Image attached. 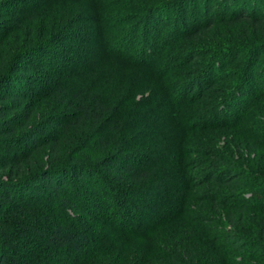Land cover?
Returning <instances> with one entry per match:
<instances>
[{
  "label": "trees",
  "instance_id": "1",
  "mask_svg": "<svg viewBox=\"0 0 264 264\" xmlns=\"http://www.w3.org/2000/svg\"><path fill=\"white\" fill-rule=\"evenodd\" d=\"M23 1L27 0H0V9L6 12L10 9L15 18L20 19L12 27H8L6 21L0 23V48L4 47V53L0 54V264H42L33 252L20 249V242L13 239V233L10 231L14 227L10 228L9 221L6 222L5 218L14 217L27 208L31 209V205L35 203H43L42 199L52 203L54 200L52 194L63 199L61 193L70 191L76 179L81 180L83 186L92 184L95 187V184H101L103 190L106 188L111 191L110 196L113 201L99 199L101 204H106L110 209L104 219L109 220L121 235L147 237L148 245L143 249L145 256L143 264L156 262L152 258L156 253L159 236L163 237L166 233L174 235L177 230L175 224L183 223L182 218H186L189 225L196 222L203 224L202 227H195V230L183 226L182 230L177 231V233L183 232L179 239L180 243L184 241V254L192 253L189 240L193 239V235H199L200 231L202 234L200 233V237L197 236L198 240L207 238L210 245L198 247L196 241L195 248L197 246L198 252L195 250V258L193 255L188 256L191 264H202V258L206 263L244 264L236 259V252L247 236L234 227L239 225L235 217L242 209L257 207V191H241V188H238L243 186V183L239 179V172L235 169L237 159H231L232 157L224 153V150L210 145L209 142H203L204 146L202 142L197 141L198 147L194 146V137H191V133L200 129L211 133L216 127L227 131L226 127L229 126L248 133L249 121L246 118V110L252 105V97H264V68L257 67L255 61L250 60L249 63L243 64L239 61V66L234 69L231 64L237 59L240 51L238 46L223 40L224 42L219 44L209 42V46L203 47L202 40L206 35L211 36L212 27L219 25L227 28L248 25L253 33L259 34L264 39V15L256 13L257 9L254 8L255 6L257 8L259 0H255L252 11L234 0H219L217 4V11L221 12L219 15L210 12L211 5L206 7V17L202 23L193 19L184 25L180 24V19L186 20L185 17L182 19L176 16L170 20L169 15L172 12L173 16L175 15V6H170L171 10H165L166 13H163L162 9L167 8V4L171 1L142 8L133 5L130 8L135 7L137 11L117 18L105 10L116 4L121 5V0H84L91 6V18L95 23L94 35L98 43L90 50L86 49L79 53L76 48L66 44L71 41L79 45L89 37L88 30L80 26L78 23L80 19L76 16L64 19L56 16L55 24V15H53L50 17L52 20L49 21V27L44 29L45 34L35 35L38 37L33 35V38H29V42L25 40L21 44L16 41L14 44L11 43L13 31L26 27L24 19L34 20V8H30L33 11H24L15 6ZM43 2L73 4V2L77 3V0H43ZM229 9L234 11L229 12ZM170 26L174 27H171L174 32L169 28ZM166 30L170 32L168 34L176 35L170 43H166V36H160ZM31 34L32 31L29 36ZM7 38L10 43L4 44ZM180 40L184 41L187 48H190L189 45L195 47L187 52V57L185 52L181 56L170 51L171 43ZM6 48L14 51L6 53ZM231 52L234 55L227 57ZM206 53H209V56L198 60ZM31 55L40 56L49 69H55L56 76L49 74L50 78H43L40 74L14 75L12 65ZM253 58L256 59V56ZM108 60L132 66L157 80L162 79L163 76L174 75L171 69L175 67L180 68L189 64L191 68L187 72L191 73L189 78L177 84L170 86L171 83L164 82L163 79L160 82L164 91L169 87L167 95H161L163 97L161 101L154 100V103L158 102L160 113L165 117L164 124L151 129L148 133L150 137L143 141L136 137L138 141L129 145L126 141V132L129 128L121 127L122 122L117 123L119 128L107 125L104 129L103 125L98 126L102 122L106 124L108 121L106 118L112 114L115 115L113 118L116 120V116L124 112H114L106 97L107 100L96 96L90 101L86 95L84 97L85 86L77 87V95L67 104L73 105L69 103L74 101L76 106L50 112L41 122L32 123L36 114V102H27L9 117L3 115L4 106L1 105L7 101L9 91L15 86L30 89L28 95H33L36 101L43 95L42 91L47 92L51 86L59 87V90L64 92L69 90L73 92L74 88H68L70 83L62 81L54 84L52 78L72 74L80 76L87 72L96 76L105 75L106 70L102 71L100 65ZM89 68L91 70L87 71ZM112 71L108 69L107 73ZM180 73L185 74L186 71L180 70ZM249 78L252 84L249 83ZM253 87L258 95L251 91ZM71 96L70 93L69 97ZM189 107L193 110L196 107V112H188ZM91 122L97 124L96 135L97 132L101 134L96 136L95 144L98 150L108 151L96 163L85 162L84 158L65 160L63 149L69 146L66 143L68 140L66 133L82 130ZM121 128L123 134L117 135L116 131ZM112 129L111 138L108 134ZM119 138L122 140L117 145ZM12 142L21 144L22 149L16 148L11 144ZM112 142L114 146H111ZM4 143H7V148L11 150L9 153L1 154ZM182 153H200L204 156L200 162L195 160V172L192 175L184 170L186 164L183 162ZM99 163L103 164L106 174L99 173ZM156 169L164 170L158 175ZM93 180L94 182H91ZM146 184L148 188L154 190L155 195H160L161 203L158 206L161 208L155 213L156 216L149 226L137 227L138 222L133 221L129 212L131 210L135 213L148 214L146 209L143 210L141 203L134 202L139 199L151 202L152 192L148 194V190L138 188ZM195 187L197 193L192 190ZM84 193L85 190L81 186L73 191L75 199ZM185 198H192L201 204L203 209L210 207L221 211L218 208L222 207L226 212L224 221L208 213H201L198 209L194 215L189 216L185 213L187 209ZM61 203L65 207L68 205L64 200H61ZM260 208L264 214V204ZM38 220L29 219L25 226L21 227L20 234L29 231L40 238L46 248H67L75 253L82 252L91 244L86 231L76 230L62 221H50L43 216ZM216 227H220L219 231L213 232ZM260 227L264 230V220ZM172 228H175V232L170 231ZM185 233H188V236L184 238ZM20 234L18 232V237ZM223 247L230 249L227 255H223L225 251ZM218 252L220 257L217 256ZM245 253L243 251L241 255Z\"/></svg>",
  "mask_w": 264,
  "mask_h": 264
},
{
  "label": "rangeland",
  "instance_id": "2",
  "mask_svg": "<svg viewBox=\"0 0 264 264\" xmlns=\"http://www.w3.org/2000/svg\"><path fill=\"white\" fill-rule=\"evenodd\" d=\"M121 1V5L116 4V6L107 8L105 11L111 13L112 15H115L117 18H121L126 14L128 16L131 12L137 11L135 7L142 8L143 6L147 5L171 1L167 4L168 9L166 7V9H162L163 13L165 12V10H171V8H169L170 6H175V15L173 16L174 13L172 12L169 15L170 20L176 16H179L180 18L185 17L186 20L180 19V24L182 25L190 23V21L193 19L202 23L206 17V7H209L211 5V13L218 15L221 13L220 11H217V4L219 0ZM234 1L241 6H245L249 11L254 10L252 9V6L255 4V0ZM85 2L86 1L84 0H77V3L73 2V4H45L43 0H27L23 1L22 3L15 4V6L17 8L19 7V9L21 10H34L35 13L33 21H30L29 18L24 19L23 22L24 24H26V27L24 29L19 28L18 30L13 31V33L11 34L13 36V40H10L11 43L13 42L14 44L16 41L17 43L20 42L21 44L25 40L29 42V38H33V35L35 36L39 33L45 34L46 31L44 29L49 27V21L52 20L50 19V17L53 15H55V24L57 22V18L59 17H63L64 19L66 17L76 16L80 19V21L78 22L80 26L85 27L88 30L89 37L85 40L84 43L82 42L79 45L78 43L71 41H68L66 44L76 48V51L78 53L86 49L87 51L90 50L91 47L95 46V44L97 45L98 40H95V23L91 18V6L90 4H88L87 2L86 4ZM125 5L128 7L124 8ZM133 5L135 7L130 8L133 7ZM30 8L34 9L32 10ZM254 8L257 9V11L255 10L256 13L259 12L263 16L264 0H259L257 8L256 6ZM7 11L8 12L0 9V23H5L6 21V25L8 27H12L16 22H19L20 19L18 17L15 18V15L13 14V12H11L10 9ZM232 11L234 10L229 9V12ZM190 15L191 17H189ZM56 16L58 17L56 18ZM68 19L69 18H67V20ZM171 27L173 26H170L169 28ZM173 28H171V30H173L174 32ZM29 31H32L31 36H29ZM212 31V33L210 32L211 36L210 34L209 36L206 35L202 40L204 42V44L202 45L203 47L209 46V42H212L211 44H219L220 42H224L225 40L228 41V43L232 42L231 45H236L239 47L240 51L238 52L237 59L233 62V64H231V67H234V69H236L237 66H239V61H241V64H243L249 63L250 60H253L255 61L257 67L264 68V39L260 37L259 34L253 33L250 26L239 25L237 27L227 28L223 25H219L217 27H212ZM168 33L170 32H167L166 30L160 35L161 37L166 36V43H170L173 37L176 36L174 35V33ZM7 39L4 41V44H6L7 42L10 43L9 39ZM9 45H7V47H9ZM189 47L190 48L185 47L184 41L180 40L176 41L175 43H171L170 51L176 53V55L181 56L184 55L183 53L185 52V57H187V52H190L191 49H195V47H191V45H189ZM3 48L4 47L0 48L1 55L2 53H4ZM13 51L12 49L7 50V48L5 50L6 53ZM233 55L234 53L231 52L227 57L230 58ZM206 56H209V53L202 55L198 58V60H202L203 58H206ZM254 56H256V59L253 58ZM12 66L14 75L32 74L37 76L38 74H40L41 76H43V78H50L51 75H55V69H49L42 62V59L38 55H31L27 58H22L21 60L15 62V64H13ZM100 68L102 71L106 70L105 75L96 76L95 74L87 72L86 74H82L80 76L72 74L62 77H53L52 80L54 84H57L59 82L62 83V81L70 83L68 85V88H74L73 92L70 90L68 92H64L59 90V87L51 86L50 90H48L47 92L45 90L42 91L43 95L40 93L42 96L39 94L41 97L37 99V101L32 97L33 95H28L30 94V89L19 85L15 86L13 90L9 91L10 95L7 101L1 105L4 106L2 113L5 117H9L14 112H18L21 106H23L27 102H36V114L32 119V123L41 122L43 121V118L46 116V114L50 112L68 108L71 109L72 107L76 106L74 101L72 103H69L73 105L67 104L69 100L71 102V99L77 95L76 88H82L85 86L83 90L84 97L87 96L90 101H92L96 96L101 99H105L106 97L108 100H105H107L112 105L114 112H124L123 114L120 113V115L116 116V120H114L113 118L115 116L114 114L106 118V120L109 121L110 125L107 121L106 124L105 122H102L99 123L98 126L103 125L105 129L107 125L117 127V123L122 122L123 124L120 123L121 127L124 128L127 126V129L129 128V131L126 132V141L129 142L128 144L130 145L131 143L133 144L138 140L143 141L144 139L150 137L148 133L151 129L160 127L162 126V124H164L165 117L160 113L159 104L158 102L154 103V100L161 101L163 99L161 95H167V90H169V87L165 91L161 88L160 82H162V79L164 82L171 83L170 86H172L175 83L177 84L178 82L182 81L183 79H188L191 75L190 71L189 74L187 73L189 69L191 70V68H189V64L184 65V67H175L171 69L172 72H174V75L170 74L167 77L163 76L162 79H158L160 81L154 79L155 77L153 78V76H149L148 73L135 69L132 66L129 67V65L127 64H119L117 62H111L109 60L100 65ZM108 69L113 71L111 73H107ZM89 70L91 69L89 68L87 71ZM180 70H185L186 73H180ZM249 83L252 84L251 78H249ZM254 89L255 88L253 87L251 91L253 93H256ZM70 93L72 94L71 98L69 97ZM252 98V105H248L249 107L246 110V118L249 121L248 133L240 132L238 128L229 126L226 127L227 131L216 127L212 129L211 133H207L208 131L200 129L195 133H191V137H194L193 141L194 146L196 147H198L199 145L197 141L202 142V144L203 142H209L210 145H215L216 148L224 150V153L232 157L231 159H237V165L235 169L237 172H239V179L243 183V186H240L238 188H241V191H257V207L249 208V210L242 209L241 211L237 212V216L235 217L236 221L238 222L237 224L239 225H234V227L237 228L238 231L244 232V235L247 236V239H245L244 242L240 243L241 248L237 249L236 259L244 262V264H264V230L262 227H260V225L263 224L264 220L263 210L262 208H260V206L264 204V97L256 96L255 98L254 96ZM191 107H189L190 109H188V112H196V107L195 110H193V107ZM96 126L97 124L91 122L85 125L82 130L79 129V131H69L66 133V139H68L66 143H68L69 146L63 149V156L65 160L69 159V161H71L72 158L73 160L84 158L83 160L85 162L96 163L105 155V152H107L108 150H98V147L95 144L97 140L96 136L101 135L99 134L100 132H97L96 135ZM109 132L110 133L108 134V137L113 136V129L111 131L109 130ZM116 134L122 135L123 129H118L116 131ZM102 135L104 136L105 134L102 132ZM136 137L138 138V140H136ZM121 140L122 138L118 139L117 145H119ZM11 144L15 145L16 148L22 149L21 144H17L15 142H12ZM203 145L205 146V144ZM111 146H114V142H112ZM10 150V148H7V143H4L3 148L1 149V154L9 153ZM181 156L183 158V162L186 164L184 170L187 171V174L189 175H192L195 172V160H199L200 162L201 158L204 157L200 153H182ZM98 167L99 173L103 172L104 174L105 168L103 164L99 163ZM163 170L164 169H156V173H158V175H161ZM91 182H94V180ZM81 183H83L81 180L76 179L75 184L71 187L72 189H69L70 191H64L61 193V197L63 199L52 194L51 197L54 199L52 203L45 199H42L43 203H35V205H31V209L27 208L26 211L24 210L14 217L8 216L5 218L6 222L9 221V227H14L10 231H12L13 233V239L15 238L20 242V249L33 252L35 257L42 264H143L145 260V256H143V249L148 245L147 237L143 236L137 238L130 235H121L114 227V225L109 223V220L104 219L105 214L109 213L110 209L107 208L106 204H101L99 200L104 198L111 199V201H113V198L110 196L111 191L106 190V188L103 190L101 184H95L94 187L92 184H86L85 186H83L81 185ZM79 186H81V188L85 190V193L79 195V197L75 199L73 191L78 190ZM138 188L148 190V194L149 192H152L150 193L152 194L151 202H147L145 199L134 201L135 204L141 203V205L143 206V210L146 209L148 214H145L144 212L135 213L131 210L129 213L131 214L133 221L135 223L138 222L137 227H140L141 225L145 227L150 225V222L156 216L155 213H157V211L161 208L158 206L159 203H161L159 197L160 195H155L154 190L148 188V184L141 187L139 186ZM196 188L197 187H195V189L192 188L195 193H197ZM61 200L67 201L68 205L65 207V205L61 203ZM184 201L187 206L185 213H188L189 216L194 215L198 209V211L201 213H208L214 218L224 221L226 212H224V209L222 207L218 208L221 211L210 209V207L207 209H203L201 204L195 202V200H193L192 198H185ZM149 205H152V207ZM31 212L32 214H30ZM41 216H43L44 218H48L50 221H62L76 230L86 231L89 234L91 244L87 246L82 252L75 253L67 248H46L42 244L40 238L34 236L29 231H26L27 233L23 235L20 234L21 227H24L25 223L29 219L39 221L38 219H40ZM182 219V225L179 222L175 224L177 230L174 235L171 233H166L163 237L159 236L158 243L155 249L156 253L153 256L154 258H152L156 261L154 262V264H191V260L188 256L193 255V257L195 258V250L196 252H198L196 249L197 246L195 248L196 241H198V247L210 246L207 238H201L198 240L197 236L200 237V233L202 234V231H200L198 232L199 235H193V239L189 240L191 244L190 246H192L190 248L192 253L185 252L184 254V241L180 243L179 239L181 238L183 232L177 233V231L182 230L183 226L191 227L189 229L195 230V227H202L203 224H199L198 222H196L189 225V223L186 221V218ZM219 229L220 227H216L213 232H215L216 230L219 231ZM170 231L175 232V228H172ZM18 232L20 234L19 237ZM187 234L188 233H185L183 235L184 238L188 236ZM173 236L175 238H173ZM223 249H225L223 255H227L230 249L228 247L227 249L223 247ZM243 251H245L246 253L244 255H241ZM92 255H94L95 257H93ZM217 256H219V252L217 253ZM202 264L213 263H206L202 258Z\"/></svg>",
  "mask_w": 264,
  "mask_h": 264
}]
</instances>
